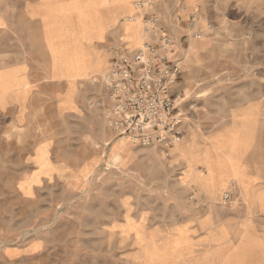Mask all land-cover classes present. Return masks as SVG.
I'll list each match as a JSON object with an SVG mask.
<instances>
[{"label": "rangeland", "instance_id": "rangeland-1", "mask_svg": "<svg viewBox=\"0 0 264 264\" xmlns=\"http://www.w3.org/2000/svg\"><path fill=\"white\" fill-rule=\"evenodd\" d=\"M134 1L125 0L122 32L119 21L106 29L98 0L34 4L53 63L67 78L61 102L73 112L52 117L45 131L0 135V243L40 241L37 252L50 264H206L207 255H218L219 264L249 233L257 239L241 261L264 264V215L238 177L221 180L225 170L238 172L227 150L240 141L239 130L226 128L235 109L257 107L255 142L264 145V0H152L174 39L176 87L185 99L183 137L170 149L114 137L93 106L100 99L93 81L122 42L135 48L145 41V15ZM196 7L199 39L186 25ZM254 111L248 108L241 129H251ZM32 137L46 148L33 158L24 149ZM259 169L252 188L264 185ZM225 192L234 198L229 207L220 202ZM215 209L224 212L211 214V223L225 230L210 231L219 241L210 247L202 236Z\"/></svg>", "mask_w": 264, "mask_h": 264}, {"label": "crops", "instance_id": "crops-1", "mask_svg": "<svg viewBox=\"0 0 264 264\" xmlns=\"http://www.w3.org/2000/svg\"><path fill=\"white\" fill-rule=\"evenodd\" d=\"M37 1L0 0V135L2 137L18 133L35 134L41 132L43 128L45 131L52 117L58 118L62 114L73 112V108L62 104L68 96L69 89L66 75L57 63H53L40 15L32 13ZM126 1L129 3V0ZM124 8L125 0H98V10L104 16L107 30L119 21L118 30L122 32L121 19ZM77 81L78 79L71 94L73 101L76 96ZM249 107L255 108L252 113L251 129H241ZM233 113L234 124L226 128L239 130L237 136L240 141L234 142L231 149L227 148V150H230L229 154L238 172L234 175L229 170H225L221 180L238 182V177L246 185L244 192L249 190L247 198L250 201L254 200L256 213L264 215V185L259 188L251 187L255 183L253 181L260 179L254 178L255 173L252 172L254 167L258 169L260 166L258 173L262 172L264 175V145L255 142L257 107L251 104L244 109H235ZM42 143L33 137L28 138V145L24 149L31 150L30 157L33 158L36 150L46 149ZM230 143L225 146L228 147ZM210 155L212 158L215 157L213 149H210ZM216 210L206 213V234L202 236H206L207 245L210 247L218 245L219 241L214 238L219 228H222L211 223V214L224 212ZM179 224L188 230L191 238L195 239L192 228L183 223ZM256 239V235L249 233L244 235L219 264H243L241 260L248 251V243ZM36 242L0 243V264H50L49 257L37 252L39 248L36 246H41L42 243ZM217 256L207 255L206 264H217L219 262Z\"/></svg>", "mask_w": 264, "mask_h": 264}, {"label": "built area", "instance_id": "built-area-1", "mask_svg": "<svg viewBox=\"0 0 264 264\" xmlns=\"http://www.w3.org/2000/svg\"><path fill=\"white\" fill-rule=\"evenodd\" d=\"M134 9L145 15L141 46L129 48L122 42L105 71L93 83L99 84L100 99L94 101L103 111L106 126L114 137H128L133 144L170 149L183 137L186 120L185 99L176 87L181 69L174 55V39L153 12L152 0L134 1ZM196 7L188 16L187 28L195 39L199 29ZM178 23V13L173 15ZM231 192L221 195L222 205L233 203Z\"/></svg>", "mask_w": 264, "mask_h": 264}, {"label": "bare ground", "instance_id": "bare-ground-1", "mask_svg": "<svg viewBox=\"0 0 264 264\" xmlns=\"http://www.w3.org/2000/svg\"><path fill=\"white\" fill-rule=\"evenodd\" d=\"M141 14V13H140ZM140 17H141V28H140V32H141V35H142V23H143V18H142V16L140 15ZM128 19H131L130 17H128ZM119 138H124V139H127V140H130L128 137H125V136H123V137H119ZM121 142V144H123V141L122 140H120ZM181 141V140H180Z\"/></svg>", "mask_w": 264, "mask_h": 264}]
</instances>
